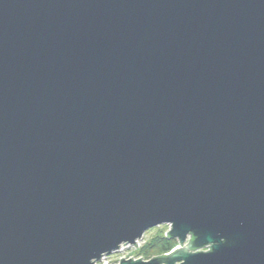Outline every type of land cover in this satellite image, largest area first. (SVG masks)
<instances>
[{"label":"water","instance_id":"water-1","mask_svg":"<svg viewBox=\"0 0 264 264\" xmlns=\"http://www.w3.org/2000/svg\"><path fill=\"white\" fill-rule=\"evenodd\" d=\"M164 224L116 264H264V0H0V264Z\"/></svg>","mask_w":264,"mask_h":264},{"label":"rangeland","instance_id":"rangeland-1","mask_svg":"<svg viewBox=\"0 0 264 264\" xmlns=\"http://www.w3.org/2000/svg\"><path fill=\"white\" fill-rule=\"evenodd\" d=\"M168 231H169V225L168 224H164V225L157 226L155 228H151L143 234V237L139 241L137 248L135 246H131V245H128V246L124 245L123 249H120V250L112 253L109 256H104L102 258V260L100 262H98L97 264H116L122 258H124V259H129V258L140 259V258H142L139 254L140 248L143 247V245L150 242L151 240H153L155 237H157L159 235L165 236V234L168 233ZM187 244L188 243H186V245ZM200 250L205 251L206 248L200 249Z\"/></svg>","mask_w":264,"mask_h":264},{"label":"trees","instance_id":"trees-1","mask_svg":"<svg viewBox=\"0 0 264 264\" xmlns=\"http://www.w3.org/2000/svg\"><path fill=\"white\" fill-rule=\"evenodd\" d=\"M177 246V241L167 234L159 235L140 248L139 254L143 260L163 256Z\"/></svg>","mask_w":264,"mask_h":264},{"label":"built area","instance_id":"built-area-1","mask_svg":"<svg viewBox=\"0 0 264 264\" xmlns=\"http://www.w3.org/2000/svg\"><path fill=\"white\" fill-rule=\"evenodd\" d=\"M139 243V242H138ZM138 243H137V245H138ZM124 246V245H123ZM123 246H122V248H120V249H123ZM126 246H128V245H126Z\"/></svg>","mask_w":264,"mask_h":264},{"label":"bare ground","instance_id":"bare-ground-1","mask_svg":"<svg viewBox=\"0 0 264 264\" xmlns=\"http://www.w3.org/2000/svg\"><path fill=\"white\" fill-rule=\"evenodd\" d=\"M174 249V248H173Z\"/></svg>","mask_w":264,"mask_h":264}]
</instances>
